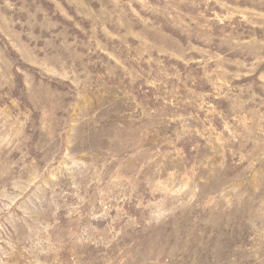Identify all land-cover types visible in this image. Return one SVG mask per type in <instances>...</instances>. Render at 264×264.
I'll return each instance as SVG.
<instances>
[{
	"label": "rangeland",
	"instance_id": "obj_1",
	"mask_svg": "<svg viewBox=\"0 0 264 264\" xmlns=\"http://www.w3.org/2000/svg\"><path fill=\"white\" fill-rule=\"evenodd\" d=\"M0 264H264V0H0Z\"/></svg>",
	"mask_w": 264,
	"mask_h": 264
}]
</instances>
